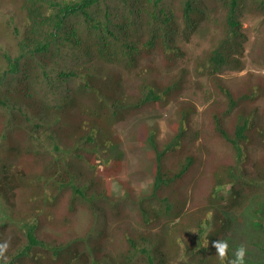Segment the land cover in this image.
<instances>
[{
    "label": "trees",
    "instance_id": "1",
    "mask_svg": "<svg viewBox=\"0 0 264 264\" xmlns=\"http://www.w3.org/2000/svg\"><path fill=\"white\" fill-rule=\"evenodd\" d=\"M4 2L10 3L12 15L8 11L0 14V117L4 116L0 135L10 151L15 148L20 153L18 146L12 147L9 134L26 130L29 142L24 150L31 158L13 169L1 166L0 206L11 203L20 190L31 203L32 218L51 211L65 197L70 209L81 204L94 216L108 210V205L99 207L96 201L108 196L102 188L103 178L112 180L118 172V161L107 153L117 140L111 124L144 104L175 99L185 72L180 69L163 82L157 78L158 68L149 63L135 72L133 90L125 91L121 70H133L141 58L155 52L163 68L170 69L182 54L176 44L179 37L188 40L210 14L220 34L195 59L194 73L209 76L225 96L222 103L212 100L210 120L215 136L234 149L236 159L233 163L217 162L211 169L207 178L215 188L218 184V189L210 190L207 203L185 205L187 194L184 201L173 197V187L180 178L191 175L192 190L198 181L194 176L205 177L206 173L204 168L198 170L200 158L184 141L192 108L177 100L178 120L172 123L174 134L169 141H156L153 132L148 135L155 160L151 190L128 194L141 225L160 221L165 227L153 237L152 247L136 242L145 237L140 232L135 236L125 233V251L103 258L95 255L93 240L91 244L88 238L79 240L81 248L90 246L83 253L77 242H43L37 238L35 226L27 225L20 229L25 242L13 230L6 235L4 229L0 232V243L13 240L8 249L14 250L15 245L17 249L15 254L7 253L6 260L0 255V264H20L26 257L39 261L40 256L64 257V264H73L72 260L75 264H229L232 258L227 255L221 260L212 242L222 220L220 208H239L248 197L244 185L264 182V152L259 162H254L256 176L245 171L249 128L257 124L244 102L257 97L261 88L253 83L250 89L233 92L215 75L224 67H240L242 41L246 39L240 14L246 10L261 15L264 21V0H0V10ZM258 134L264 140L262 131ZM197 139L196 132L189 141ZM219 185L223 191L219 192ZM117 209L114 214L125 222ZM210 218L211 233L202 237ZM0 226L7 227V222ZM190 228L197 230L202 241L197 237L200 242L189 243L186 236L179 235L173 238L175 229L187 234L186 238L192 237ZM95 232L104 235L100 228ZM17 240L22 242L20 246ZM180 244L186 254L183 260L171 257L167 249ZM161 245L167 250L161 251ZM173 252L178 254V247Z\"/></svg>",
    "mask_w": 264,
    "mask_h": 264
},
{
    "label": "rangeland",
    "instance_id": "2",
    "mask_svg": "<svg viewBox=\"0 0 264 264\" xmlns=\"http://www.w3.org/2000/svg\"><path fill=\"white\" fill-rule=\"evenodd\" d=\"M7 11L10 12L8 15H12L10 3L4 2L0 14ZM213 18V15L210 14L206 20L202 21L188 40L179 37L176 44L180 47L182 54L170 69L163 68L160 55L155 52L150 56L141 58L137 67L133 70H121L122 86L125 91L133 90L137 80L135 72L140 70L139 67L149 63H153L154 67L158 68L157 71L160 74L157 78L163 82L164 78L176 75L180 69L185 72L183 73L184 80L181 83V89L176 94L175 99H168L164 103L150 102L144 104L136 110L126 112L127 117L125 119L111 124L112 135L117 140L111 147H108L107 153L111 154V158L118 161V172L112 177V180L103 178L102 188L107 190L108 196L104 200L98 199L96 201L99 207L108 205L109 209H105L101 214L94 216L87 207L81 206V204H77L70 209L69 202L66 204L68 199L65 197L56 205L54 204L51 211L39 212L36 217L32 218L29 211V209H33L30 207L31 203L24 200L19 190L12 198L11 203L0 206V225L7 222V227L0 226V232L3 229L6 232L3 235L10 234L13 230L25 242V236L20 229H26L27 225H34L37 238L47 244L62 240L66 244L77 242L81 248V241L79 240L84 241L85 238H88L90 244L93 240L94 250H96L95 255L103 258L106 256L113 257L121 251H125L123 248L128 244L125 233L135 236V233L140 232L145 237L143 240L137 239L136 242L147 249L150 246L152 247L154 244L153 237L160 232H164L165 227L161 226L160 221L155 224L141 225L136 206L128 199V194L132 192L139 195L148 193L151 190L152 181L154 180L155 160L147 141L148 135L153 132L156 141L161 143L169 141V136L174 134L172 123L178 120L175 113L177 100L182 101L184 106H191L192 108L188 116L189 121L184 141L188 143L187 147L200 158L198 170L204 168L206 173L205 177L194 176V179L198 177V181H196L197 186L192 187V190H189L191 175L180 178L173 187V190L176 191L173 197L184 201V194H187L189 200L185 202V205L207 203L210 190L218 189V184L215 188V184L212 185L211 180L207 178L211 173V169L216 166L217 162L233 163L236 159L234 149L218 136H215L212 131L213 124L210 120L212 100L217 98L218 102L222 103L226 101L225 96L209 76H197L194 73L195 59L202 56L220 34V28L213 23ZM240 21L241 28L246 36L245 41H242L243 51L240 67H224L215 76L223 86L228 87L233 92L250 89L253 83L261 88L257 97L247 99L244 102L248 114L255 118L257 124V126H250L249 141L246 143L245 148L248 160L245 171L254 177V175L256 176L254 162L258 163L264 152V140L261 141L258 134V130L262 131L264 138V39H262L264 37V21L261 15H251L246 10H243L240 14ZM3 117H0V121L3 120ZM25 131L12 130L9 134L12 147L18 146L21 149L20 153L15 148L14 151H10L7 147V141L5 138H1L0 135L2 147L0 149V169L3 164L9 165L11 166L9 169H13L15 166L18 167L24 165L25 162H30L31 156L27 155L24 150L29 142ZM196 132L199 134L200 139L190 142V138ZM169 162L170 158L167 160L168 164ZM1 176L3 174L0 172V178ZM221 186L219 185V192L224 189L223 187L220 189ZM244 187L248 194L244 204L237 209L229 205L220 208L222 220L218 222L215 229L218 236L215 237L214 241L227 240L229 243L227 255L231 258H233L235 249L243 244L247 249L245 264H264V182H258L257 186L244 185ZM49 205L47 204L44 208ZM115 207L122 212L125 222L122 218L116 217L114 214ZM211 219L209 224L203 228L200 234L202 237L211 233ZM98 228L104 231V235L96 234L95 230ZM190 230L192 231V237L186 238L187 234L179 233V229H175L172 232L173 238L175 239L179 235L183 238L186 236L184 240H188L189 243L200 242L197 237L202 241L203 238L199 236L195 228H190ZM12 241L3 239L2 243L7 242L9 248ZM18 243L20 246L22 242L18 241ZM89 247V245H83L81 250L84 253L89 251ZM177 247L178 254L173 252ZM8 248L3 253V260L8 258L7 253L15 254L17 250L15 249L16 245L14 250ZM160 248L161 251L170 250L169 255L171 257L176 256L180 260L186 257L185 249L181 247V244L167 249L166 246L161 245ZM52 251L56 252V250H48L50 254ZM27 258L20 264H64V257L54 260V257L42 259L40 256V262ZM71 262L75 264L76 260Z\"/></svg>",
    "mask_w": 264,
    "mask_h": 264
},
{
    "label": "clouds",
    "instance_id": "3",
    "mask_svg": "<svg viewBox=\"0 0 264 264\" xmlns=\"http://www.w3.org/2000/svg\"><path fill=\"white\" fill-rule=\"evenodd\" d=\"M212 243L219 258L223 260L228 254V250H229L228 241L215 240ZM7 248H8L7 242L0 243V255H3V253L7 250ZM246 252H247L246 247L243 244H241L239 247L235 249L233 253V258L230 259L229 264H245Z\"/></svg>",
    "mask_w": 264,
    "mask_h": 264
}]
</instances>
